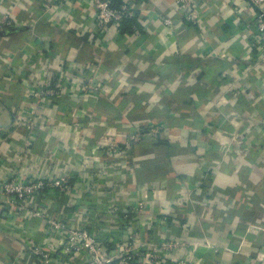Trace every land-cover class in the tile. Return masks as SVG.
I'll use <instances>...</instances> for the list:
<instances>
[{"label": "crops", "instance_id": "crops-1", "mask_svg": "<svg viewBox=\"0 0 264 264\" xmlns=\"http://www.w3.org/2000/svg\"><path fill=\"white\" fill-rule=\"evenodd\" d=\"M192 1L199 23L176 0H134L140 29L101 37L93 0H0V17L20 30L0 34V187L12 177L73 182L67 194L0 203V264H42L34 250L53 239L35 210L98 235L95 212L107 202L135 210L126 230L110 215L101 234L114 257L132 239L149 252L178 244L166 251L186 264H264L259 10L248 0ZM51 75L64 78L63 91L38 95Z\"/></svg>", "mask_w": 264, "mask_h": 264}, {"label": "built area", "instance_id": "built-area-1", "mask_svg": "<svg viewBox=\"0 0 264 264\" xmlns=\"http://www.w3.org/2000/svg\"><path fill=\"white\" fill-rule=\"evenodd\" d=\"M41 2L44 5L54 6L57 3L63 4H75L77 0H36ZM79 1V0H78ZM124 2L120 7H117L116 3L113 0H93V7L95 11V20L91 23V26L101 37L106 35V31L109 28H114L116 30L120 29L122 22L126 18H132L135 16L137 11V6L134 3V0H123ZM253 6L259 10L257 17V32L254 36L255 41L262 52V59H264V0H248ZM177 9H179L186 20L192 24L199 23L203 20V17L199 13L198 7H196L192 0H176L175 2ZM165 25L172 26L173 21L171 19L165 20ZM15 22L8 15L0 17V30L14 29ZM139 29H136L138 31ZM69 76V77H68ZM67 83H72L75 78L74 75L68 73ZM70 78V79H69ZM62 76L51 75L48 76V79L45 80V86L41 88L38 92V95L45 94L48 97H54L59 95L64 86L57 85V82L62 84ZM56 84V85H55ZM63 85V84H62ZM83 89V88H82ZM231 140L235 144H239L242 141L241 136L237 134L231 135ZM52 189H58L61 193H69L72 190V185H70V178L68 176H62L59 178L54 177H42L36 178L33 181L22 180L18 178H10L5 181L2 187H0V203L9 204L16 201H24L33 197L48 196L52 193ZM111 208L117 210L113 204ZM144 209L142 203L138 204L136 210L140 211ZM40 210V209H39ZM35 210V215L39 217L46 218L48 228L56 237L53 241L48 242L44 245H39L35 248V254L37 259L41 261L42 264H54L53 256H66L70 255H79L83 257L84 264H114V261H120L118 264H186L185 261L174 258L171 254H168L166 249H173L179 246L178 244L173 243H163L159 248L156 247L152 251L143 250L132 247L133 240L129 239L126 241V245L123 244L119 250V257L112 256L111 252L107 249L105 241L101 242L97 239V235L86 228L78 229L77 231L73 230L67 225L53 227L52 218L46 217L42 210ZM123 211V210H122ZM124 215L122 217L116 218L119 220L118 227L119 232L121 230H126L128 225H132L134 219L132 214L135 212L132 208H127L124 210ZM104 244V246H103ZM116 244V243H115ZM206 245L209 246L211 243L206 242ZM198 247L197 244L193 246L195 250ZM168 249V250H169ZM144 254V255H143ZM141 256V260H140ZM193 259L191 258V261ZM116 264V263H115ZM214 264H220V262H215Z\"/></svg>", "mask_w": 264, "mask_h": 264}, {"label": "rangeland", "instance_id": "rangeland-1", "mask_svg": "<svg viewBox=\"0 0 264 264\" xmlns=\"http://www.w3.org/2000/svg\"><path fill=\"white\" fill-rule=\"evenodd\" d=\"M3 31H5V30H3ZM3 31L0 30V34H2ZM85 82H86L84 84L85 90L89 91L90 89H93L92 80L86 79ZM72 183L73 182H72V180L70 178V185H72ZM51 191H52V193H56L57 192L58 194H62L61 191L58 190V189H52ZM52 193L50 195H52ZM50 195H48V196H50ZM104 205H105V207L102 208L101 211L95 212V217L101 218L100 220H101L102 223H101V225H98V227H99L100 230H102L101 231L102 235H105L107 233V231H108L107 229H109V228L112 229V227L110 225L108 226L109 221L113 220V218L110 215H114L115 218H119V217H122L124 215V212L122 210H120V208H118V206L116 204H113V205L115 207H117V210H115V209L111 208V206H109L110 202L104 203ZM41 210H42L41 212L45 211V209H41ZM108 212H109V214H108ZM74 214L77 217V219L80 218V216H79L80 215V211L76 210V211H74ZM53 215H54V216H52L53 227H54V225L62 226V224H63V225H67L70 228L68 221L66 219H64V217H63L64 213L63 214H61V213L60 214L53 213ZM70 224H71L72 228L75 227V228H73V230H75V231H77L78 229L85 228V227L77 228L76 221L75 222H71ZM102 225H104V226H102ZM87 229L90 230L92 228L87 227ZM103 230H105V231H103ZM91 231L94 232L93 230H91ZM101 234L97 235V239H99L101 242H104V241L106 242V240L102 239ZM112 234H113V236L116 235L115 232H112ZM51 238L53 240L56 238L52 232H51ZM166 243H169V242H166ZM103 246H104V244H103ZM53 257H54V264H84L83 263L84 262L83 257H81L79 255H74V256H71V254L70 255H66V256H59V255L57 256L56 255V256H53ZM111 264H113V263H111Z\"/></svg>", "mask_w": 264, "mask_h": 264}, {"label": "trees", "instance_id": "trees-1", "mask_svg": "<svg viewBox=\"0 0 264 264\" xmlns=\"http://www.w3.org/2000/svg\"><path fill=\"white\" fill-rule=\"evenodd\" d=\"M113 1L116 3L117 7H120L122 5V3L124 2L123 0H113ZM139 26H140V23H139L137 14H135L134 17H132V18H126L122 22V24L120 26V31L123 32V33L125 31H127V30L131 32L133 29H135V30L136 29H140ZM15 33H12V34H15ZM12 34H8V35H12Z\"/></svg>", "mask_w": 264, "mask_h": 264}, {"label": "water", "instance_id": "water-1", "mask_svg": "<svg viewBox=\"0 0 264 264\" xmlns=\"http://www.w3.org/2000/svg\"><path fill=\"white\" fill-rule=\"evenodd\" d=\"M18 31H20V30L19 29H8V30L5 31L4 34H12V33L18 32Z\"/></svg>", "mask_w": 264, "mask_h": 264}]
</instances>
